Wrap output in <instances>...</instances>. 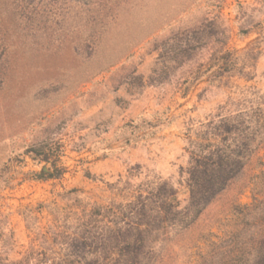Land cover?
Returning a JSON list of instances; mask_svg holds the SVG:
<instances>
[{
	"label": "rangeland",
	"instance_id": "1",
	"mask_svg": "<svg viewBox=\"0 0 264 264\" xmlns=\"http://www.w3.org/2000/svg\"><path fill=\"white\" fill-rule=\"evenodd\" d=\"M225 37L249 80L235 71L221 85L186 84ZM201 41L189 62L175 56ZM245 91L264 95V0H0V255L20 260L43 235L66 252L59 242L77 220L118 203L111 186L136 167L133 183L159 178L184 191L188 129ZM52 163L60 178L34 177ZM242 185L204 211L176 264L221 234L234 201L251 203Z\"/></svg>",
	"mask_w": 264,
	"mask_h": 264
},
{
	"label": "trees",
	"instance_id": "2",
	"mask_svg": "<svg viewBox=\"0 0 264 264\" xmlns=\"http://www.w3.org/2000/svg\"><path fill=\"white\" fill-rule=\"evenodd\" d=\"M221 34L225 36V31ZM240 34L246 32L240 29ZM227 39L186 84L207 77L209 84L221 85L223 76L235 71L249 80L243 73L248 66L238 69L240 57L228 48ZM205 46L202 41L184 45L174 54L183 63L189 62ZM254 55L255 49H249L246 57L253 60ZM263 148L264 95L242 92L195 129H188V163L181 168L184 191L159 178L133 183L140 169L136 167L137 173L128 171L111 186L118 203L96 207L86 221L77 220L73 236L59 242L66 252H54L57 238L48 242L43 235L41 250L32 247L16 261L0 255V264H176L178 253L174 251H190L188 236L204 211L238 182H243L241 192H250L251 203L234 201L230 214L219 223L221 234L210 231L187 264H264ZM28 152L39 163L50 162L47 152ZM50 170L34 173V177L49 180L63 174L54 163ZM183 194L187 195L185 205Z\"/></svg>",
	"mask_w": 264,
	"mask_h": 264
}]
</instances>
